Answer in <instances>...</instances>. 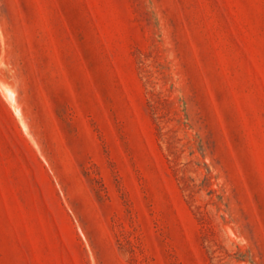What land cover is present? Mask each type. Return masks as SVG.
<instances>
[{"label": "rangeland", "instance_id": "1", "mask_svg": "<svg viewBox=\"0 0 264 264\" xmlns=\"http://www.w3.org/2000/svg\"><path fill=\"white\" fill-rule=\"evenodd\" d=\"M0 264H264V0H0Z\"/></svg>", "mask_w": 264, "mask_h": 264}]
</instances>
